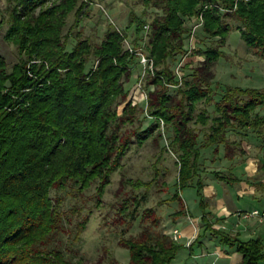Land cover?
<instances>
[{"label":"trees","instance_id":"1","mask_svg":"<svg viewBox=\"0 0 264 264\" xmlns=\"http://www.w3.org/2000/svg\"><path fill=\"white\" fill-rule=\"evenodd\" d=\"M78 2L15 0L9 7L5 37L18 46L21 56L10 70L0 53V264H79L60 247L45 245L64 229L63 199L54 198L51 189L74 183L83 191L100 179L101 193L130 146V135L117 131L134 120L136 105L129 100L119 114L115 104L128 97L124 82L138 55L124 46L132 27L136 38L131 47L153 59L144 76L148 114L175 131L172 144L180 151L172 196L179 208L173 217L187 211L180 191L196 180L207 229L219 242L243 253L240 264H264L261 237L242 239L210 223L201 169L204 149L213 147L212 161L220 159L222 145L229 160L247 154L242 139L231 138L230 130L244 137L243 130L252 128L264 149V112L259 111L264 110V89L226 87L218 94L213 69L232 28L264 58V0H140L142 14L132 9L125 29L111 22L100 43L78 34L68 48L71 33H64V26ZM85 5L82 1L76 8L77 16ZM150 8L155 11L149 17ZM192 18L211 42L192 49L191 54L203 59L191 73L179 76L169 61L188 53L186 40L197 28L188 24ZM201 101H214L215 114L199 142V132L189 123L210 117L207 109L196 114ZM113 125L116 131L110 133ZM152 130V125L140 128L138 139L143 142ZM211 173L227 184L241 180L231 167ZM120 242L130 251L127 264H170L185 246L169 231L149 227Z\"/></svg>","mask_w":264,"mask_h":264},{"label":"rangeland","instance_id":"2","mask_svg":"<svg viewBox=\"0 0 264 264\" xmlns=\"http://www.w3.org/2000/svg\"><path fill=\"white\" fill-rule=\"evenodd\" d=\"M82 1H85L86 5L77 16L76 8ZM14 2L15 0H0V53L6 57L10 70L21 56L18 46L5 37L9 26V7ZM132 9L140 15L144 6L140 0H79L77 7L66 17L64 33H71L68 48L75 43L78 34L89 38L93 44L100 43L111 22L125 29ZM148 11L150 17L155 9L150 8ZM77 18H80V21H77ZM188 24L194 27L198 24V20L192 18ZM201 27L197 26L194 34L186 40L185 47L188 53L179 55L175 61H169L179 76L191 73L193 67L203 59L200 55L191 54L192 49L204 47L205 43L211 42V38L204 36ZM135 38L136 33L132 27L127 32L124 46H132ZM131 50H137L138 55L131 76L124 82L129 94L125 101L115 105L118 113L122 114L130 100L132 105H136V111L134 120L121 124L117 131L120 135L129 134L132 140L120 158L119 166L111 172L109 182L101 193H99L100 179L93 181L83 191H80L74 183L64 188L51 189L54 198L63 199L60 209L63 212L64 229L54 233L45 245L60 247L69 258L79 264H127L130 251L121 244L120 239L138 235L147 227L166 230L167 221L177 218L173 216L179 208V200L172 199V196L177 190L176 182L181 163L180 151L176 144H172L175 131L169 128L164 120L148 114V93L145 87L147 79L144 76L147 69L153 67V59L149 58L141 48L132 47ZM143 56L147 59L146 62ZM92 62L93 59L90 64ZM213 69L214 85L218 94L226 87L264 89V58L257 50L246 44L237 28L230 30L227 42L223 46V54ZM153 87L151 85L150 89ZM170 92L175 93L176 87L171 86ZM203 109L209 111L210 117L205 122L193 119L189 123L199 132V142L203 141L212 123V116L215 114L214 101L199 102L196 114ZM259 111L264 112L263 109ZM150 125L153 126L150 136L141 142L136 131ZM115 131L113 125L110 133ZM243 132H247L244 137L243 134L235 133L233 130H230L229 134L232 135L231 138L242 139L247 155L264 156V149L260 146L256 132L252 128ZM214 155L213 147L203 150L201 161L203 176H213L211 173L213 169L225 170L230 163L224 156L223 145L219 151L220 159L212 161ZM180 193L194 215L203 210L196 180L183 187ZM207 199H205L206 204ZM185 252L183 248L170 264H183L179 261Z\"/></svg>","mask_w":264,"mask_h":264},{"label":"crops","instance_id":"3","mask_svg":"<svg viewBox=\"0 0 264 264\" xmlns=\"http://www.w3.org/2000/svg\"><path fill=\"white\" fill-rule=\"evenodd\" d=\"M227 160L230 162L227 168L231 167L232 172L241 180L227 184L214 176L206 175L203 191L205 199L208 198L206 209L210 212V223L214 228L225 230L242 239L261 237L264 243V222L254 216H245V212L253 208L264 207V156L246 154L243 158ZM202 217L203 210L194 215L187 207L183 215L167 221L166 231L170 232L173 227H178L181 231L180 242L185 244L183 248L186 252L179 262L240 264L243 253L219 242L207 229L206 221Z\"/></svg>","mask_w":264,"mask_h":264},{"label":"built area","instance_id":"4","mask_svg":"<svg viewBox=\"0 0 264 264\" xmlns=\"http://www.w3.org/2000/svg\"><path fill=\"white\" fill-rule=\"evenodd\" d=\"M199 24H196L194 26V29L198 26ZM146 28H148V25H146ZM130 49H132L131 46H129ZM143 58L145 59L144 62L147 61V59L145 58V56H143ZM245 216H254V217H257L260 221L264 222V207L263 208H253L252 210L250 211H247L245 212ZM172 237L175 239V240H180L181 238V231L178 227H173L170 231ZM190 245V242H188V246Z\"/></svg>","mask_w":264,"mask_h":264}]
</instances>
